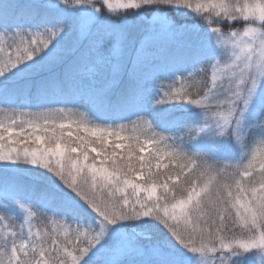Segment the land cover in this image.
<instances>
[{"label":"snow or ice","instance_id":"obj_1","mask_svg":"<svg viewBox=\"0 0 264 264\" xmlns=\"http://www.w3.org/2000/svg\"><path fill=\"white\" fill-rule=\"evenodd\" d=\"M0 112V264H264V0H0Z\"/></svg>","mask_w":264,"mask_h":264},{"label":"trees","instance_id":"obj_2","mask_svg":"<svg viewBox=\"0 0 264 264\" xmlns=\"http://www.w3.org/2000/svg\"><path fill=\"white\" fill-rule=\"evenodd\" d=\"M12 3L16 6V9L19 10L21 8H24L30 4H34V3H30L26 0H12ZM19 17H17L18 19ZM112 18L113 19H118V16L113 13L112 14ZM188 22L192 23V24H196V25H201L202 21L200 20V18L198 16H196L195 14H193L191 17L188 18ZM237 27H239V25H237ZM230 30H235V29H230ZM164 55H167V53H163ZM57 71H62V68H58ZM210 72V70H209ZM209 72L208 73H204V72H198L196 73L191 79L186 80L184 82H177L175 84H173L169 79H163L162 82H165L169 88H172L173 90L178 89L180 87H184L187 90H189L192 95L196 98H200L203 93L205 91H207L206 88V84L209 82L208 79H206L209 76ZM195 81H199L200 83L197 85L195 83ZM179 103V102H177ZM60 107V106H57ZM62 107H67V106H62ZM179 115V113H177ZM147 119V117H146ZM137 135H140V139L141 141H144L145 139H150L151 138V133L150 131H148L146 129V126L143 127V130L140 131V133H137ZM184 138H185V143H188V139H187V135L184 134ZM155 147H161L164 151H167V149L164 147V145H155ZM260 149H264V136L259 135L258 133L254 132L252 134V137L249 140V151L251 153H255L256 151L260 150ZM146 159H149V157L146 156ZM156 160L154 158H152V166H153V171H157L155 169V164H156ZM161 164L164 163H168L169 164V168L168 169H164L163 167L159 170V172L161 173H165V172H170V171H179L178 168L173 169V164L175 163L174 161H171L169 159H162ZM238 162V158L233 159V160H229V161H225L223 162L222 166H225V172L230 173L231 171L234 170L236 163ZM185 171H187V169H185ZM4 178V174L0 173V179ZM257 179L259 180L260 177L257 176ZM20 180L23 182H31V179L28 177H20ZM162 182V181H161ZM258 186V185H257ZM44 223L42 228H52L54 227V225H49L47 223L46 219H43ZM61 238H63L61 236ZM244 264H261V261L259 258L256 257L255 253L248 255L247 257L244 258Z\"/></svg>","mask_w":264,"mask_h":264},{"label":"rangeland","instance_id":"obj_3","mask_svg":"<svg viewBox=\"0 0 264 264\" xmlns=\"http://www.w3.org/2000/svg\"><path fill=\"white\" fill-rule=\"evenodd\" d=\"M26 1H28V2H30V3H34V4L40 2V0H26ZM113 3H116V0H113ZM7 43H11V41L9 40V41H7ZM163 55H164V54H163ZM163 70H164V69H163V66L161 65L160 68H159V71H163ZM206 79H208V81H210V72H209V76H208ZM162 80H163V79L157 81V82H156V85L159 86L160 84H163V85H165L166 87H168V85H167L165 82H162ZM164 80H165V79H164ZM86 83H87V81H85V84H86ZM57 106L62 107V106H64V105H56V107H57ZM67 107L73 109L74 112L76 111V108H75L72 104H68ZM23 111H33V112H34V111H45V109H37L36 107H29V108L23 109ZM79 111H80V112H84L85 109H84V108H79ZM129 115H130V113H129ZM0 116H3V112H0ZM132 118H133V119H136V117H132ZM123 123L127 124V121H123ZM137 133H140V130H138ZM137 133H133V132L131 131V128L129 127V129H128L124 134H125V135H134V134L137 135ZM0 173L4 174V172H3L2 170H0ZM4 175H5V174H4ZM23 177H25V178H26V177L30 178L28 175H24ZM19 223H20V221H17V229H18ZM43 223H44L43 218L38 217V218L34 219V220L32 221L33 232L35 233V231L37 230L38 227H42V226H43ZM54 227H58V226H57V225H54ZM59 234H60V236L63 237V233H59Z\"/></svg>","mask_w":264,"mask_h":264}]
</instances>
